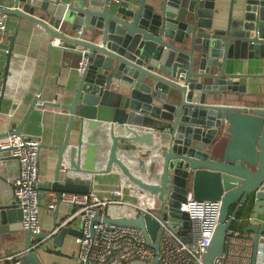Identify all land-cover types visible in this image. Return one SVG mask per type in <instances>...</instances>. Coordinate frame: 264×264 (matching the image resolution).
Returning <instances> with one entry per match:
<instances>
[{
	"label": "water",
	"instance_id": "95a60500",
	"mask_svg": "<svg viewBox=\"0 0 264 264\" xmlns=\"http://www.w3.org/2000/svg\"><path fill=\"white\" fill-rule=\"evenodd\" d=\"M215 4L216 0H124L112 12L108 0L102 11L62 0H16L13 8L0 7L7 15L37 22L51 36L84 48L89 57L73 103L61 105L70 118L66 139L57 147L59 166L76 117L82 125L89 121L91 130L109 123V156L99 161L103 169L93 170L97 159L90 148L91 173L109 174L117 167L127 183L157 198V217L176 230L189 226L187 213L180 210L189 197L221 201L219 225L201 264H212L224 254L234 205L236 213L253 199L255 211L264 212V109L230 106L215 98L236 89L234 79L240 76L226 73L229 59L261 62L263 72L258 76L264 77V0H231L223 31L213 30ZM235 5L239 6L236 17ZM15 39L16 33L9 36L0 113ZM38 97L28 113L38 106ZM116 129L131 135L121 138L127 140L125 149L134 143L138 148L159 149L148 170L143 163L137 164L148 178L136 175L119 157ZM82 144L80 140L75 169H80ZM0 155L8 156V152L0 151ZM150 177L157 182L151 183ZM46 188L56 189L54 184ZM56 191L57 198L65 192ZM22 218L18 205L0 206V232L19 229L22 224L17 222ZM104 221L140 229L146 243L159 252L162 230L152 214L141 210L132 217L107 215ZM247 229L255 233L252 264H256L264 226ZM27 232L26 248L33 239L46 238L44 233ZM40 245L25 254L22 264H44L37 252ZM127 264L161 263L153 259Z\"/></svg>",
	"mask_w": 264,
	"mask_h": 264
},
{
	"label": "crops",
	"instance_id": "0c3cea01",
	"mask_svg": "<svg viewBox=\"0 0 264 264\" xmlns=\"http://www.w3.org/2000/svg\"><path fill=\"white\" fill-rule=\"evenodd\" d=\"M15 2L16 0H0V7L13 8ZM62 2L93 11H102L106 7L105 0H62ZM118 7L117 4H109L112 12H115ZM230 12L231 0H216L213 30H225ZM233 14L235 17L239 15L238 5L234 6ZM6 25V36L0 43L1 84L6 66L9 36L16 33V39L2 94L0 134H9L23 125L22 135L34 137L40 141L39 224L44 234L55 231L62 224L65 225L51 237L46 238L37 252L44 264H79L80 245L77 239L82 225L78 216L73 218L76 207L72 205L62 203L54 210L48 209L47 205L52 201L53 196H56V189L65 192H94L99 197L111 198L115 188H122L124 199L155 214L159 210L160 203L154 195L127 183L117 167H114L109 174H94L89 171L91 170L90 148L93 149L97 159L93 170L104 168L99 161L104 162L110 153L112 142L109 123L101 124L91 130L89 121H85L82 125L80 119L76 117L69 135L68 148L59 166L57 147L61 146L66 139L70 118L69 111L61 105H70L74 101L80 84L81 76L78 73V67L84 48L69 44L59 37H53L41 24L16 15L8 14ZM262 69L261 62L245 58L227 60L226 73L240 77L234 79L236 89L230 90L226 95L216 96L217 102L250 109H264V77L258 76L262 74ZM36 96H39L38 106L28 113ZM115 134L119 138V157L126 160L128 164L134 161L136 166L131 165L135 171L139 170L137 164L143 163L148 170L157 160L158 148H151L148 145L138 148L134 143L131 148L125 149L127 140L121 138L126 136L129 138L128 136L131 135L118 129ZM80 140L83 142L82 158L80 169H75L76 151ZM58 170L59 176H57ZM158 170L160 173V166ZM19 171L18 159L0 155V206L18 205L14 194V182ZM143 176L148 178L149 175L142 174L141 178L145 179ZM150 180L151 183L157 182L154 178ZM50 184H54L56 189L46 188ZM251 204V212L241 217L238 213H233L236 209L234 205L231 208L230 217L234 216L231 228H233V222H236L246 228L245 231L239 228V231L249 238L253 237V254L255 233L248 231L247 228L250 225L264 226V212L255 211L254 200ZM248 206L246 201L240 208L245 207L243 209L245 210ZM17 224L20 226L22 220H18ZM27 233L22 225L16 230L0 232V256L26 249Z\"/></svg>",
	"mask_w": 264,
	"mask_h": 264
},
{
	"label": "built area",
	"instance_id": "2783aa9c",
	"mask_svg": "<svg viewBox=\"0 0 264 264\" xmlns=\"http://www.w3.org/2000/svg\"><path fill=\"white\" fill-rule=\"evenodd\" d=\"M108 1L109 4L120 5L124 0ZM6 21L7 14L0 10V43L6 36ZM89 64L86 51H82L78 67L80 76L88 69ZM1 90L0 83V95ZM40 145L37 138L18 134L16 130L0 138V151H7L8 156L18 159L20 165L19 175L14 182V194L22 211V226L25 230L37 234L43 233L39 224ZM112 196L102 198L94 192H63L59 198L53 196L47 205L49 210H54L58 203L76 207L73 218L78 216L82 225L81 234L77 239L80 245L79 264H127L133 261L148 262L153 259H158L161 264L203 262L219 225L221 201H195L189 197L180 206V210L188 215L189 226L176 230L150 210L124 199L122 188H115ZM109 206L136 210L135 215L141 210L152 214L159 221L162 230L159 252L146 243L140 229L107 224L104 217L107 216ZM230 218L233 220L234 216ZM64 225L47 233L46 238L51 237ZM183 237L190 241L185 242ZM45 239L35 240L31 247L21 252L0 256V264H22L25 254L35 249ZM253 242V237L249 238L238 229L230 228L227 233L226 250L222 256L216 257L212 264H252ZM259 242L256 264H264V233L260 235Z\"/></svg>",
	"mask_w": 264,
	"mask_h": 264
},
{
	"label": "rangeland",
	"instance_id": "374dc122",
	"mask_svg": "<svg viewBox=\"0 0 264 264\" xmlns=\"http://www.w3.org/2000/svg\"><path fill=\"white\" fill-rule=\"evenodd\" d=\"M107 215L108 216H112V217H122V216H134L135 215V211L134 210H127V209H122L120 207L117 206H109L107 208Z\"/></svg>",
	"mask_w": 264,
	"mask_h": 264
},
{
	"label": "trees",
	"instance_id": "16d2710c",
	"mask_svg": "<svg viewBox=\"0 0 264 264\" xmlns=\"http://www.w3.org/2000/svg\"><path fill=\"white\" fill-rule=\"evenodd\" d=\"M248 202V204H249V206H248V208L247 209H245V210H243L242 208H240L236 213H238V216L239 217H241V216H246L247 214H249L250 212H251V210H252V202H253V199H251V200H249V201H247ZM233 228H237V229H243L244 231H245V229L246 228H244L242 225L240 226V225H238L236 222H233Z\"/></svg>",
	"mask_w": 264,
	"mask_h": 264
},
{
	"label": "bare ground",
	"instance_id": "6f19581e",
	"mask_svg": "<svg viewBox=\"0 0 264 264\" xmlns=\"http://www.w3.org/2000/svg\"><path fill=\"white\" fill-rule=\"evenodd\" d=\"M128 163V162H127ZM129 163H131V164H134L135 166H136V163L134 162V161H131V162H129ZM131 164H128V166L134 171V173L136 174V175H138L139 177H141V172H139L138 170H134V168L132 167V165Z\"/></svg>",
	"mask_w": 264,
	"mask_h": 264
}]
</instances>
